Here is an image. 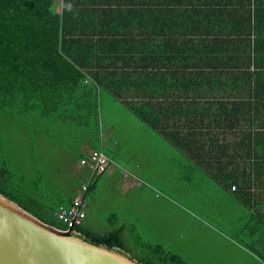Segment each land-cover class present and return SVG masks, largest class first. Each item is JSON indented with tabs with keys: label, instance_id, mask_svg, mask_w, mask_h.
Here are the masks:
<instances>
[{
	"label": "trees",
	"instance_id": "1",
	"mask_svg": "<svg viewBox=\"0 0 264 264\" xmlns=\"http://www.w3.org/2000/svg\"><path fill=\"white\" fill-rule=\"evenodd\" d=\"M56 5L0 0V132L1 122L11 119L27 141L8 139L1 147L11 143L16 149L1 162L8 166L0 167V194L67 229L54 211L69 205L78 190L47 203L35 192L46 170L36 171L34 180L29 171L15 170L13 155L39 151L32 133L47 131L50 121L90 133L94 125L97 136L105 90L247 210L264 213V0H61L60 10ZM109 70H121L120 83L105 81ZM123 90L140 91L148 105H136ZM85 155H78V163ZM97 176L87 181L84 198ZM82 222L72 231L126 253L122 226L96 232ZM142 248L149 255L135 259L139 263L187 264L160 244Z\"/></svg>",
	"mask_w": 264,
	"mask_h": 264
},
{
	"label": "rangeland",
	"instance_id": "2",
	"mask_svg": "<svg viewBox=\"0 0 264 264\" xmlns=\"http://www.w3.org/2000/svg\"><path fill=\"white\" fill-rule=\"evenodd\" d=\"M56 4V10H60L61 0H56ZM120 71L114 74L109 70L105 81L120 83ZM139 93L121 91L126 99L146 107L147 97ZM184 94L192 96L191 92ZM98 112L97 136L94 125L90 133L83 127L69 130L50 121L43 136L40 129L32 133L36 146L40 143L37 147L42 150L24 149L13 155L16 171H29L34 178L36 171L46 170L36 184L39 196L54 204L77 190L81 192L91 173L78 163V147L83 143L89 148L100 144L105 153L121 162L124 170L111 176L104 173L96 179L93 191L85 198L87 218L83 223H89L96 232L122 226L125 254L133 259L148 257V250L142 246L160 244L164 251L179 254L187 264H264V227L259 223L263 220L258 208V212L247 210L209 178L202 166L193 165L191 159L188 162L181 149L176 152L166 144L149 146V140L160 137L105 90ZM16 128L11 119L1 122L0 167L8 166L1 162L15 147L9 143V147L1 149L5 141L27 142ZM20 159L27 160V164ZM74 165L83 174L73 168L71 172Z\"/></svg>",
	"mask_w": 264,
	"mask_h": 264
},
{
	"label": "water",
	"instance_id": "3",
	"mask_svg": "<svg viewBox=\"0 0 264 264\" xmlns=\"http://www.w3.org/2000/svg\"><path fill=\"white\" fill-rule=\"evenodd\" d=\"M0 264H142L59 229L0 194Z\"/></svg>",
	"mask_w": 264,
	"mask_h": 264
},
{
	"label": "built area",
	"instance_id": "4",
	"mask_svg": "<svg viewBox=\"0 0 264 264\" xmlns=\"http://www.w3.org/2000/svg\"><path fill=\"white\" fill-rule=\"evenodd\" d=\"M79 164L87 167L90 170L91 176L106 172L110 166L114 165L122 169L121 165L116 164L115 160L108 156L102 148L89 150L80 159ZM86 189L87 183L82 185L81 192L72 199L69 205L60 204L54 211L55 217L65 223L68 229H72L75 225H80L86 216V201L83 196ZM231 189L235 190L236 186L234 184L231 185Z\"/></svg>",
	"mask_w": 264,
	"mask_h": 264
},
{
	"label": "crops",
	"instance_id": "5",
	"mask_svg": "<svg viewBox=\"0 0 264 264\" xmlns=\"http://www.w3.org/2000/svg\"><path fill=\"white\" fill-rule=\"evenodd\" d=\"M108 93H110V92H108ZM111 94V93H110ZM123 105H125L124 103H123ZM126 106V105H125ZM133 113V112H132ZM134 114V113H133ZM135 115V114H134ZM149 128H150V130H152L153 131V133L155 134V135H157L158 137H160V140H149V142H148V145L149 146H153V145H160V144H166V145H169V146H171V147H174V150H176V152H177V150H179V147L178 146H176L175 144H173V142L171 141V140H169L168 138H166L163 134H161V133H159L158 131H156V130H154L152 127H150V126H148ZM94 147V146H93ZM103 146L102 145H100V147L99 148H102ZM91 149H93V148H89L87 145H85L84 143L80 146V147H78V151H80V153H87L89 150H91ZM103 149V148H102ZM104 150V149H103ZM46 152V151H45ZM107 154V153H106ZM171 154H174V151L171 153ZM179 154V153H178ZM185 154V153H184ZM108 155V154H107ZM186 155V154H185ZM108 156H110V155H108ZM111 158H113L114 160H115V163L116 164H119V166L124 170V168H123V165L121 164V162L117 159V158H114L115 156H110ZM186 159H187V161L189 162V160H190V158L186 155ZM71 161L70 160H68L66 163H67V165H69V164H71L70 163ZM191 162H193V165H195V161L192 159L191 160ZM73 164V163H72ZM81 166V165H80ZM72 168L75 170V171H77V172H80V173H82L83 174V172H82V170H80V171H78L77 169H76V166L74 165V166H72V167H70V171L72 172ZM83 168V167H82ZM84 169V168H83ZM122 169H120L119 167H117L116 165H114V166H110L108 169H107V171L105 172V173H107L108 175H114L115 173H117V172H121L122 171ZM121 170V171H120ZM104 174V173H103ZM97 176V175H96ZM100 175L98 174V176L94 179L95 180V182H96V179L99 177ZM124 177V176H123ZM96 184V183H95ZM83 185V184H82ZM85 213H86V216H85V218H84V220H83V222L86 220V218H87V204H86V209H85ZM82 222V224H84L86 227H90V226H88L89 225V223L88 224H86V222L85 223H83Z\"/></svg>",
	"mask_w": 264,
	"mask_h": 264
}]
</instances>
